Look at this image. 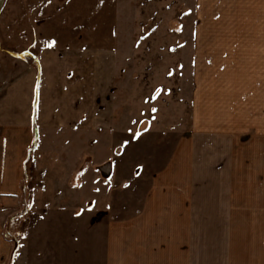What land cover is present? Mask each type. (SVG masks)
I'll list each match as a JSON object with an SVG mask.
<instances>
[{
  "label": "crops",
  "instance_id": "crops-1",
  "mask_svg": "<svg viewBox=\"0 0 264 264\" xmlns=\"http://www.w3.org/2000/svg\"><path fill=\"white\" fill-rule=\"evenodd\" d=\"M172 39L171 142L140 146L166 153L138 193L101 154L114 64L45 48L0 79V264H264V0H195Z\"/></svg>",
  "mask_w": 264,
  "mask_h": 264
},
{
  "label": "rangeland",
  "instance_id": "rangeland-1",
  "mask_svg": "<svg viewBox=\"0 0 264 264\" xmlns=\"http://www.w3.org/2000/svg\"><path fill=\"white\" fill-rule=\"evenodd\" d=\"M194 3L195 0H0V79L13 78L25 65L37 67V55L45 48L60 54L79 51L90 60L94 56L91 54L98 52L101 64H114L115 75L99 107L115 108L117 123L114 132L101 131L99 143L109 148L101 154L115 155L121 173L127 171L123 160H131V173L137 178L129 189L138 193L144 187L138 178L147 177L166 153H147L140 146L171 142L167 130L163 131L170 127L169 121L162 119L161 113L171 95L172 79H177L173 65H181L187 58L173 55L172 33L183 28L186 31ZM129 97L132 128L127 131L123 120ZM150 126L158 127L159 136L146 134ZM146 158L153 160L145 166L137 165ZM108 164L101 166V179L107 180L111 174L112 165ZM23 188L30 192L32 181L25 178Z\"/></svg>",
  "mask_w": 264,
  "mask_h": 264
},
{
  "label": "trees",
  "instance_id": "trees-1",
  "mask_svg": "<svg viewBox=\"0 0 264 264\" xmlns=\"http://www.w3.org/2000/svg\"><path fill=\"white\" fill-rule=\"evenodd\" d=\"M34 117H35V108H34V111H33V121H34Z\"/></svg>",
  "mask_w": 264,
  "mask_h": 264
},
{
  "label": "snow or ice",
  "instance_id": "snow-or-ice-1",
  "mask_svg": "<svg viewBox=\"0 0 264 264\" xmlns=\"http://www.w3.org/2000/svg\"><path fill=\"white\" fill-rule=\"evenodd\" d=\"M125 143H127V142H125Z\"/></svg>",
  "mask_w": 264,
  "mask_h": 264
}]
</instances>
